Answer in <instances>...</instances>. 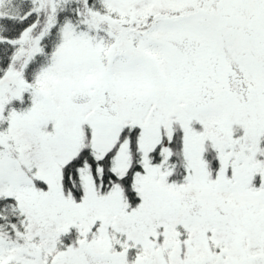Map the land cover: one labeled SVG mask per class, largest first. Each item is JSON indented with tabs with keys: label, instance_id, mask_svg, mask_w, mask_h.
Segmentation results:
<instances>
[{
	"label": "snow or ice",
	"instance_id": "6c2138e0",
	"mask_svg": "<svg viewBox=\"0 0 264 264\" xmlns=\"http://www.w3.org/2000/svg\"><path fill=\"white\" fill-rule=\"evenodd\" d=\"M0 264H264V0H0Z\"/></svg>",
	"mask_w": 264,
	"mask_h": 264
}]
</instances>
